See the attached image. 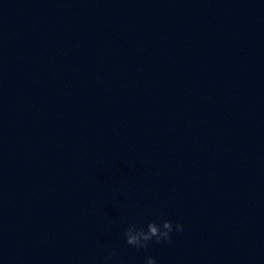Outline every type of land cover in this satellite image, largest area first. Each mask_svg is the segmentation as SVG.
I'll use <instances>...</instances> for the list:
<instances>
[{
    "label": "clouds",
    "instance_id": "9594fccd",
    "mask_svg": "<svg viewBox=\"0 0 264 264\" xmlns=\"http://www.w3.org/2000/svg\"><path fill=\"white\" fill-rule=\"evenodd\" d=\"M184 225L182 223H173L171 220H161L159 223L156 221H149L146 229L138 227L134 224L128 225L124 230L125 242L135 248L147 249L150 242L155 241L159 244L171 240L173 232H183ZM111 259V256L108 257ZM146 264H157L155 257L148 256Z\"/></svg>",
    "mask_w": 264,
    "mask_h": 264
}]
</instances>
